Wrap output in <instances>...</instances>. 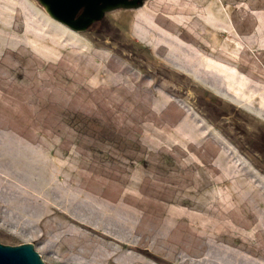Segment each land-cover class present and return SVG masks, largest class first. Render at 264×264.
I'll list each match as a JSON object with an SVG mask.
<instances>
[{
	"label": "rangeland",
	"instance_id": "obj_1",
	"mask_svg": "<svg viewBox=\"0 0 264 264\" xmlns=\"http://www.w3.org/2000/svg\"><path fill=\"white\" fill-rule=\"evenodd\" d=\"M128 4L78 30L0 0V243L264 264V0Z\"/></svg>",
	"mask_w": 264,
	"mask_h": 264
},
{
	"label": "water",
	"instance_id": "obj_2",
	"mask_svg": "<svg viewBox=\"0 0 264 264\" xmlns=\"http://www.w3.org/2000/svg\"><path fill=\"white\" fill-rule=\"evenodd\" d=\"M46 7V11L58 21L73 29H86L93 21L100 19L108 7L120 4L129 5L122 0H102L99 5L85 3L84 9L76 18L75 12L80 5L70 0H39ZM132 2L131 5H135ZM0 264H45L40 254L35 250L33 243L23 242L16 245L0 243Z\"/></svg>",
	"mask_w": 264,
	"mask_h": 264
},
{
	"label": "flooded vegetation",
	"instance_id": "obj_3",
	"mask_svg": "<svg viewBox=\"0 0 264 264\" xmlns=\"http://www.w3.org/2000/svg\"><path fill=\"white\" fill-rule=\"evenodd\" d=\"M70 1H72L76 5H80L77 11L75 12L74 18H76L79 14H81V12L84 9L85 3L88 2L93 5H99L102 3V0H70ZM105 1H111V0H105ZM122 1H125V3H132L134 1L137 2L138 0H122Z\"/></svg>",
	"mask_w": 264,
	"mask_h": 264
},
{
	"label": "bare ground",
	"instance_id": "obj_4",
	"mask_svg": "<svg viewBox=\"0 0 264 264\" xmlns=\"http://www.w3.org/2000/svg\"><path fill=\"white\" fill-rule=\"evenodd\" d=\"M120 5H124V4H120ZM124 6H125V5H124ZM110 8H112V7H108V8H106L105 10L110 9ZM105 10H104V11H105ZM74 263H75V264H78V263H80V261H74Z\"/></svg>",
	"mask_w": 264,
	"mask_h": 264
}]
</instances>
